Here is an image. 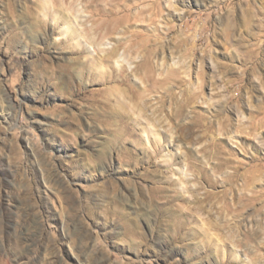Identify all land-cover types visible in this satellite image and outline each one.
<instances>
[{
	"label": "rangeland",
	"instance_id": "rangeland-1",
	"mask_svg": "<svg viewBox=\"0 0 264 264\" xmlns=\"http://www.w3.org/2000/svg\"><path fill=\"white\" fill-rule=\"evenodd\" d=\"M0 264H264V0H0Z\"/></svg>",
	"mask_w": 264,
	"mask_h": 264
},
{
	"label": "bare ground",
	"instance_id": "bare-ground-1",
	"mask_svg": "<svg viewBox=\"0 0 264 264\" xmlns=\"http://www.w3.org/2000/svg\"><path fill=\"white\" fill-rule=\"evenodd\" d=\"M227 259H228V257H227Z\"/></svg>",
	"mask_w": 264,
	"mask_h": 264
}]
</instances>
